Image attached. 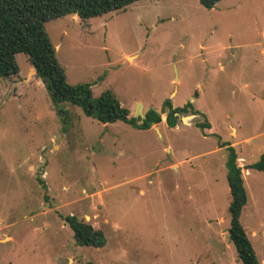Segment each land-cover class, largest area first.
<instances>
[{
    "label": "rangeland",
    "instance_id": "rangeland-1",
    "mask_svg": "<svg viewBox=\"0 0 264 264\" xmlns=\"http://www.w3.org/2000/svg\"><path fill=\"white\" fill-rule=\"evenodd\" d=\"M45 30L69 84L110 90L133 117L165 99L200 114L170 128L163 112L140 130L66 102L63 122L17 53L18 74L0 79V264H242L221 143L242 168L240 223L264 264V173L246 168L264 153V0H137ZM66 215L105 245L78 246Z\"/></svg>",
    "mask_w": 264,
    "mask_h": 264
},
{
    "label": "trees",
    "instance_id": "trees-1",
    "mask_svg": "<svg viewBox=\"0 0 264 264\" xmlns=\"http://www.w3.org/2000/svg\"><path fill=\"white\" fill-rule=\"evenodd\" d=\"M137 0H0V79L15 76L19 67L15 59L17 53H23L36 76L43 83L56 113L66 122L67 111L63 103L78 106L86 116L101 123L122 121L133 128L144 130L161 122V113L165 112V124L174 127L181 115L200 114L192 102L174 107L169 99L162 103L161 113L149 109L144 118L129 115L110 90L102 91L93 97L89 83L69 84L63 67L55 56V49L45 30V23L68 14H76L83 22L86 20L123 9ZM200 5L210 9L220 0H198ZM195 95V93H194ZM204 116V115H202ZM199 129L209 128V122L196 123ZM225 147L226 181L230 202L228 238L233 244L238 260L242 264H260L252 245L240 223V215L247 203V192L241 175L242 168L236 163L234 147L221 143ZM264 173V153L246 167ZM78 246L101 248L106 243L104 233L91 224L74 215L63 216Z\"/></svg>",
    "mask_w": 264,
    "mask_h": 264
},
{
    "label": "water",
    "instance_id": "water-1",
    "mask_svg": "<svg viewBox=\"0 0 264 264\" xmlns=\"http://www.w3.org/2000/svg\"><path fill=\"white\" fill-rule=\"evenodd\" d=\"M138 105H139V108H138V110H136V107ZM136 107H135V113H137V114H135V117H139L140 119H143L145 115L143 113H141V111H140V107H141L140 104H137Z\"/></svg>",
    "mask_w": 264,
    "mask_h": 264
},
{
    "label": "bare ground",
    "instance_id": "bare-ground-1",
    "mask_svg": "<svg viewBox=\"0 0 264 264\" xmlns=\"http://www.w3.org/2000/svg\"><path fill=\"white\" fill-rule=\"evenodd\" d=\"M138 108H139V105L136 107V110H138Z\"/></svg>",
    "mask_w": 264,
    "mask_h": 264
},
{
    "label": "crops",
    "instance_id": "crops-1",
    "mask_svg": "<svg viewBox=\"0 0 264 264\" xmlns=\"http://www.w3.org/2000/svg\"><path fill=\"white\" fill-rule=\"evenodd\" d=\"M176 125H177V124H176ZM176 125H175V126H176Z\"/></svg>",
    "mask_w": 264,
    "mask_h": 264
}]
</instances>
